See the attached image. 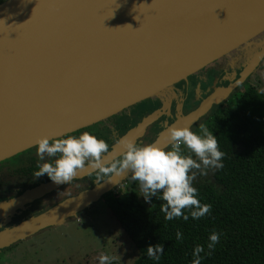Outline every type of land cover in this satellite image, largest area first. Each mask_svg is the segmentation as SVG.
<instances>
[{"label": "water", "instance_id": "1", "mask_svg": "<svg viewBox=\"0 0 264 264\" xmlns=\"http://www.w3.org/2000/svg\"><path fill=\"white\" fill-rule=\"evenodd\" d=\"M264 32V0H5L0 3V161L144 100L167 103L176 83L233 51L245 54ZM245 55L240 77L218 87L170 126H192L258 65ZM154 112L129 129L136 141ZM169 126V127H170ZM167 127L152 142L167 145ZM95 170L85 168L73 178ZM128 175L113 176L0 232V248L58 224L98 201ZM69 182V181H68ZM67 183V182H66ZM64 183L39 184L0 215Z\"/></svg>", "mask_w": 264, "mask_h": 264}, {"label": "trees", "instance_id": "2", "mask_svg": "<svg viewBox=\"0 0 264 264\" xmlns=\"http://www.w3.org/2000/svg\"><path fill=\"white\" fill-rule=\"evenodd\" d=\"M237 94L202 122L224 152L223 168L208 169L209 178L202 175L192 181L201 203L211 205L208 215L169 221L160 211L165 202L156 196L145 201L132 189L104 195V203L138 252L133 264H191L196 244L209 251L206 245L213 231L221 234L219 241L211 255L200 253L201 264H264V91L248 86ZM84 131L107 137L99 135L95 125L67 135ZM177 230L181 240L176 239ZM155 244L164 249L158 261L146 253L147 246Z\"/></svg>", "mask_w": 264, "mask_h": 264}, {"label": "clouds", "instance_id": "3", "mask_svg": "<svg viewBox=\"0 0 264 264\" xmlns=\"http://www.w3.org/2000/svg\"><path fill=\"white\" fill-rule=\"evenodd\" d=\"M166 135L167 145L163 147L156 143L139 144L125 140L120 156L112 159L105 155L109 151L108 143L88 131L59 138L41 136L36 141V151L42 162L34 176L47 175L53 182L65 184L85 168L110 177L106 179L108 181H113L111 177L114 175H128L130 172V180L138 181L140 195L145 201L150 202L151 197L156 196L165 202L160 207L165 220L182 218L187 221L189 216L193 220L204 217L210 213L211 205L201 203L192 181L197 173L206 175L208 169L223 168L224 152L219 149L216 136L203 123L198 131L188 126H170ZM13 203V200L0 202V209L6 212ZM175 235L177 240L183 238L179 230ZM220 235L216 231L209 234L207 252L204 246L196 244L192 249L191 264H201L202 252L211 255L210 250L215 248ZM163 252L161 244L146 248L147 256L157 261ZM115 259L103 252L98 256L99 264H112Z\"/></svg>", "mask_w": 264, "mask_h": 264}, {"label": "flooded vegetation", "instance_id": "4", "mask_svg": "<svg viewBox=\"0 0 264 264\" xmlns=\"http://www.w3.org/2000/svg\"><path fill=\"white\" fill-rule=\"evenodd\" d=\"M3 1L5 0H0V3ZM247 61L248 59L246 58V56L242 54L241 63H240L241 66L236 67L234 71L228 70L225 67L217 69L214 72V77L216 78L217 76H219L218 83L216 84L215 88L213 87L212 90H210L209 92H205V94L204 93L199 94L196 97L198 80L200 81V83L203 80L199 78L195 79L194 78L195 73H194L188 76L186 79L176 83V89H178L177 90L178 93L176 92V95L170 100V104H171L169 106L170 108H167L164 103H160V101L158 100H150V102H148V100H144L140 103H137L129 107L128 109L123 110L122 112L116 115L107 118L104 121L97 122L91 126L93 127L95 125L97 131H99V135L103 133L106 134L107 137L103 139L108 143L110 149L111 146L114 143H116L117 140L122 135H124L129 129L138 125L140 122L143 121V119L147 118L154 112H157L154 115V117L157 116V118L153 119L154 121H152L145 127L142 134L135 141L139 144L152 143L163 130L169 127L179 117L195 109L199 105V103L216 88L227 87L230 83L235 82L240 77L241 71L243 70L245 63ZM261 61L262 59L260 60V62ZM213 62L210 64H213ZM257 66L250 74L247 75V77L243 81H241L234 87L232 92L225 99H223L221 102L217 104H213L210 110L206 113V115L212 112L211 110L213 108L217 106L226 105L230 101L232 96L237 94V92L244 91L245 88L248 86H253L259 89V87L252 84L249 79L256 70ZM206 78H208V75L206 76ZM178 104L181 105V108L178 106ZM169 112H170L169 116H166V113ZM206 115L202 116L198 121H196V123L190 126V128L193 129V131L196 130L199 127V125L207 118ZM165 118H170V121L167 124L162 125V121ZM23 152L18 153L19 156L16 158V160H20V162L17 163L15 167L0 169V202L17 199L20 196H22L26 191L38 186L39 184L50 181L47 175H41L39 177L34 176L38 168V164L41 163L42 161H40L38 156L37 158L36 157L28 158L27 155H25ZM45 159H48V157H45ZM106 178H108V176H100L96 171H94L86 176L72 179L71 181L63 184L61 187L49 193H46L43 196L25 202L21 206L16 207L11 211H8L6 214H1L0 232L49 209L50 207H52L53 205L57 204L60 201H63L67 197L76 195L86 189H89L101 183L103 180L100 179H106ZM98 180L100 181L97 182ZM130 189L137 192L138 195L141 194L139 193L140 190H139L138 181H131L129 175L124 181H122L118 186H116L113 190L109 192H116L122 194L128 192ZM55 196H57L56 199H54ZM103 197L104 195L98 201L103 200ZM96 202H94L90 206V208L82 212H87L90 209H92L93 206L96 205ZM37 234L39 233L37 232L31 236L26 237L25 239L18 240L9 246L0 248V253L6 250H10L12 247H14L15 245H17L22 241H29L30 239H35L34 235Z\"/></svg>", "mask_w": 264, "mask_h": 264}, {"label": "rangeland", "instance_id": "5", "mask_svg": "<svg viewBox=\"0 0 264 264\" xmlns=\"http://www.w3.org/2000/svg\"><path fill=\"white\" fill-rule=\"evenodd\" d=\"M252 43L254 44L243 55H250L259 49L264 50V32ZM241 55V52L233 51L195 72L194 78L203 80L201 83L198 80L196 97L209 92L213 87L215 88L219 79V76L214 77V72L217 69L225 67L234 71L236 67L241 66ZM207 75L208 78H206ZM249 79L260 90H264V55ZM174 87L176 88V85ZM236 96L238 94L232 96L229 102ZM150 100L152 99H148V102ZM170 105L168 102L166 107L170 108ZM178 106L181 108L180 104ZM169 114L170 112L166 113V116ZM169 121L170 118H165L162 125ZM36 147L29 148L23 153L28 158H37ZM18 156L19 154L0 161V169L15 167L20 162V160H16ZM206 173L209 178L210 172L206 171ZM196 179H202V175L197 174L194 180ZM140 196L142 197V195ZM56 198L57 196L54 197V199ZM38 233L34 235L35 239L22 241L10 250L1 252L0 264H99L98 256L101 252L116 258L112 264H133L138 258L135 246L103 200L96 202V205L89 211L78 213L49 228H44Z\"/></svg>", "mask_w": 264, "mask_h": 264}]
</instances>
